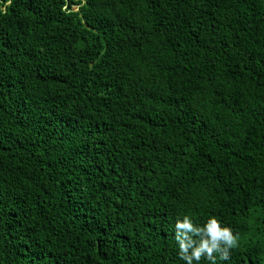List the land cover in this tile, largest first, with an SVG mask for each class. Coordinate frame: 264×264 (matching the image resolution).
<instances>
[{"label": "trees", "instance_id": "trees-1", "mask_svg": "<svg viewBox=\"0 0 264 264\" xmlns=\"http://www.w3.org/2000/svg\"><path fill=\"white\" fill-rule=\"evenodd\" d=\"M184 215L264 264V0H0V264H185Z\"/></svg>", "mask_w": 264, "mask_h": 264}, {"label": "clouds", "instance_id": "clouds-1", "mask_svg": "<svg viewBox=\"0 0 264 264\" xmlns=\"http://www.w3.org/2000/svg\"><path fill=\"white\" fill-rule=\"evenodd\" d=\"M174 239L179 247L177 255L185 264H199L202 256L215 264L217 259L228 258V250L236 246L238 235H233L231 227L222 226L214 216L198 226L188 215H184L174 224Z\"/></svg>", "mask_w": 264, "mask_h": 264}]
</instances>
